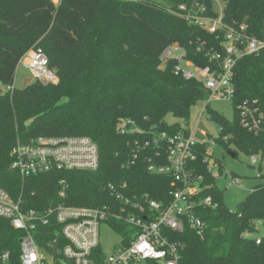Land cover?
Returning a JSON list of instances; mask_svg holds the SVG:
<instances>
[{
  "label": "trees",
  "instance_id": "1",
  "mask_svg": "<svg viewBox=\"0 0 264 264\" xmlns=\"http://www.w3.org/2000/svg\"><path fill=\"white\" fill-rule=\"evenodd\" d=\"M0 0V83L14 85L21 57L37 46L44 49L49 68L58 83L34 81L0 95V187L23 208L44 210L58 203L99 207L120 204L109 188L112 183L125 195L149 194L170 203L172 178L149 171L151 164L165 162V142L155 144L159 132L171 135L187 130L169 124V114L188 120L190 108L208 94L202 83L161 67L162 52L180 44L187 58L206 67L208 52L221 50L223 32L216 39L206 29L190 24L171 9L187 0ZM223 22L245 23L259 36L264 24V0H221ZM210 15H216L209 1ZM204 44L203 50L199 46ZM235 117L227 119L207 105L218 123L217 145L228 154L264 153V48L240 57L234 67ZM259 107L263 128L250 132L240 122L244 102ZM131 119L140 131L121 133L120 124ZM87 136L100 150L95 170H57L23 178L12 170L11 152L18 138ZM200 147L189 168L202 177L199 197L212 196L217 207L198 208L206 223L204 238L186 228L177 232L182 241L178 264H264V183L257 184L235 210L225 202L212 169ZM231 156V155H230ZM220 172L223 163L217 159ZM260 168L259 171H261ZM264 177L260 173L259 178ZM63 181V183H62ZM127 186L123 189V185ZM64 189V195L61 191ZM53 226H43L37 238L45 245ZM24 232L0 217V253L10 251L13 260L21 253ZM261 237L259 244L256 239Z\"/></svg>",
  "mask_w": 264,
  "mask_h": 264
},
{
  "label": "built area",
  "instance_id": "2",
  "mask_svg": "<svg viewBox=\"0 0 264 264\" xmlns=\"http://www.w3.org/2000/svg\"><path fill=\"white\" fill-rule=\"evenodd\" d=\"M53 1L55 4L60 2ZM209 1L215 16L209 14ZM215 4H221V0H187L171 9L190 24H196L214 34L216 39L223 32L221 50L211 48L208 52L211 64L206 67L196 64L187 58L185 49L177 43L162 52L160 62L163 69L170 68L176 75L202 83L210 98L233 100L236 94L234 67L241 56L255 54L264 48V26L260 35L254 36L249 33L245 23L226 25L223 22V9L218 12ZM203 46L201 43L198 49L203 50ZM48 63L44 49L37 46L21 57L18 66L27 68L36 81L55 85L59 82L58 76L49 68ZM15 87V84L0 83V95L12 92ZM253 104L246 101L237 109L241 124L250 132L258 134L263 128V113ZM119 130L122 134L140 131L131 119H124ZM195 131L184 129L173 135L159 132L155 136V144L162 140L167 146L165 162L153 163L148 169L154 174L172 178L174 189L168 204L153 199L147 193L130 197L110 183L109 188L120 204L85 207L60 202L37 211L23 208L21 199L15 200L0 187V217L9 219L15 229L25 234L20 240L19 258L13 260L10 251L2 252L0 264H178L183 243L176 239L175 234L189 228L204 238L206 223L197 210L200 207H217L212 196H198L203 179L194 175L189 168L201 152L200 147L206 146L203 151L204 162L212 169L215 178H228L230 187L241 185V179L236 174L224 173L225 168L220 172L215 156L217 138L200 141L196 139ZM11 150L10 167L22 179L50 171H91L99 167L100 150L97 143L87 136L39 135L26 140L18 138ZM247 156L251 161L250 166H258L260 170L264 165V153ZM126 186L125 183L123 189ZM254 188H250L249 192ZM61 195H64V189ZM102 225L110 226L122 236L118 247L110 255L102 248ZM43 226L56 229L51 239L45 241V245H40L38 236L41 238L47 235L46 232L39 234ZM260 241L261 237H258L256 243Z\"/></svg>",
  "mask_w": 264,
  "mask_h": 264
},
{
  "label": "rangeland",
  "instance_id": "3",
  "mask_svg": "<svg viewBox=\"0 0 264 264\" xmlns=\"http://www.w3.org/2000/svg\"><path fill=\"white\" fill-rule=\"evenodd\" d=\"M156 1L163 5H169L168 0ZM222 8L223 2H221V4H215V10L218 12H221ZM34 81L35 79L31 72L24 66L20 65L15 77L17 88H24ZM207 105L229 120H233L235 117L233 100L226 98H210L207 96L205 99L200 100L191 106L190 116L187 121L180 117H176L175 115L173 116L172 114H169L166 117V120L169 124L181 123L186 129L196 130L195 137L200 141H207L208 138L213 137L217 138L220 135V128L218 123L211 119L210 113L207 110ZM215 156L223 163L225 168L224 173H234L241 179L240 186L231 187L229 186L228 178L223 176L218 179V186L224 192L226 204L231 210H235L237 205L248 195L250 188L257 184L264 183V177L259 178L260 173L264 174V165L262 166V170L259 171L258 166H250L251 161H249V157L246 154L239 153L238 157L234 158L220 145L216 147ZM257 228L260 231L258 235L264 233V225L262 223H259ZM100 232L102 248L107 255H110V253L115 251L118 247L122 236L107 225H102Z\"/></svg>",
  "mask_w": 264,
  "mask_h": 264
},
{
  "label": "water",
  "instance_id": "4",
  "mask_svg": "<svg viewBox=\"0 0 264 264\" xmlns=\"http://www.w3.org/2000/svg\"><path fill=\"white\" fill-rule=\"evenodd\" d=\"M230 155H231L232 157H234V156H235V154H234V153H231Z\"/></svg>",
  "mask_w": 264,
  "mask_h": 264
},
{
  "label": "crops",
  "instance_id": "5",
  "mask_svg": "<svg viewBox=\"0 0 264 264\" xmlns=\"http://www.w3.org/2000/svg\"><path fill=\"white\" fill-rule=\"evenodd\" d=\"M15 83V82H14ZM15 86H16V83H15ZM17 87V86H16Z\"/></svg>",
  "mask_w": 264,
  "mask_h": 264
}]
</instances>
